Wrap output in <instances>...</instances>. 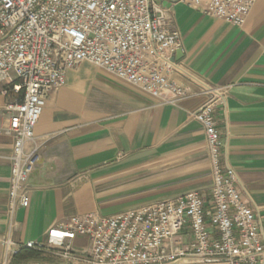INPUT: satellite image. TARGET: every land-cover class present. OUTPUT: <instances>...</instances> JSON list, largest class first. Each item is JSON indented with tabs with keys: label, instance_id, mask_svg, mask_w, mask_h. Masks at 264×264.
Wrapping results in <instances>:
<instances>
[{
	"label": "crops",
	"instance_id": "1",
	"mask_svg": "<svg viewBox=\"0 0 264 264\" xmlns=\"http://www.w3.org/2000/svg\"><path fill=\"white\" fill-rule=\"evenodd\" d=\"M164 5L182 41L174 57L182 71L168 78L189 97L163 104L88 62L70 70L35 128L41 150L27 185L29 206L12 220L14 138L0 95V264L6 239L21 250L75 216H114L192 191L209 195L214 182L205 131L191 118L208 98L204 85L223 91L215 109L221 164L235 172L244 202L264 214V0L255 1L240 27L183 2ZM72 245L84 251L89 240L78 237ZM11 263L67 264L49 253Z\"/></svg>",
	"mask_w": 264,
	"mask_h": 264
},
{
	"label": "built area",
	"instance_id": "2",
	"mask_svg": "<svg viewBox=\"0 0 264 264\" xmlns=\"http://www.w3.org/2000/svg\"><path fill=\"white\" fill-rule=\"evenodd\" d=\"M165 1L0 0V95L14 138L10 220L29 206L27 185L41 150L35 128L70 70L88 62L163 104L189 97L168 78L182 71L174 61L182 41ZM175 1L240 27L256 0ZM203 89L208 98L191 118L205 131L214 182L209 195L192 191L114 216H75L25 247L52 248L67 264H264V214L244 202L235 172L221 164L215 109L223 91ZM78 237L89 240L88 249L73 248ZM3 245L2 264H12L19 250L10 239Z\"/></svg>",
	"mask_w": 264,
	"mask_h": 264
},
{
	"label": "trees",
	"instance_id": "3",
	"mask_svg": "<svg viewBox=\"0 0 264 264\" xmlns=\"http://www.w3.org/2000/svg\"><path fill=\"white\" fill-rule=\"evenodd\" d=\"M24 251L22 253V251ZM18 251L17 255L15 257H17V260L20 261H24V260H29V259H35L36 257H39L42 253H46V252H42V251H36V250H32V249H28L26 247H24V249H21Z\"/></svg>",
	"mask_w": 264,
	"mask_h": 264
},
{
	"label": "rangeland",
	"instance_id": "4",
	"mask_svg": "<svg viewBox=\"0 0 264 264\" xmlns=\"http://www.w3.org/2000/svg\"><path fill=\"white\" fill-rule=\"evenodd\" d=\"M46 253H49V254H53V255H55L56 254V250H53L52 248H49V247H46Z\"/></svg>",
	"mask_w": 264,
	"mask_h": 264
},
{
	"label": "water",
	"instance_id": "5",
	"mask_svg": "<svg viewBox=\"0 0 264 264\" xmlns=\"http://www.w3.org/2000/svg\"><path fill=\"white\" fill-rule=\"evenodd\" d=\"M179 53H180V52H178V55H177L178 57H177V59H179ZM174 60H176V58H174Z\"/></svg>",
	"mask_w": 264,
	"mask_h": 264
}]
</instances>
